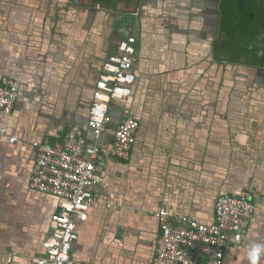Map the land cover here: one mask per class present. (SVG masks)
Returning a JSON list of instances; mask_svg holds the SVG:
<instances>
[{
  "label": "crops",
  "instance_id": "obj_1",
  "mask_svg": "<svg viewBox=\"0 0 264 264\" xmlns=\"http://www.w3.org/2000/svg\"><path fill=\"white\" fill-rule=\"evenodd\" d=\"M236 1L0 0V77L21 84L11 116L0 111V132L8 123L19 138L0 133V264H38L59 199L30 189L33 142L63 144L87 120L102 58L125 32L138 44L136 82L112 120L131 115L136 140L129 159L98 165V203L77 220L68 264H150L156 210L209 224L222 195L247 189L257 209L224 264H264V0ZM238 35L245 53L221 61ZM113 139L107 130L97 143L110 151Z\"/></svg>",
  "mask_w": 264,
  "mask_h": 264
},
{
  "label": "built area",
  "instance_id": "obj_2",
  "mask_svg": "<svg viewBox=\"0 0 264 264\" xmlns=\"http://www.w3.org/2000/svg\"><path fill=\"white\" fill-rule=\"evenodd\" d=\"M136 38L128 36L110 55L95 86L87 127L71 124L63 144H51L45 139L38 146L30 188L56 196L58 209L53 215L55 230L43 242V254L38 264H66L73 244L78 239L77 220L88 219L89 210L96 204L91 186L100 181L96 166L106 159L98 145L107 131L110 108L115 100L126 99L136 80L134 59ZM20 83L9 76L0 77V111L9 116L18 99ZM139 122L126 117L119 123L109 155L129 159L136 140ZM95 138L87 143L85 130ZM6 128L1 129V134ZM16 137H12L14 142ZM255 202L247 191L222 195L216 202V219L212 224L188 216H172L167 208L154 212L161 234L157 240L151 264H223L225 249L231 237L244 243V234L255 213Z\"/></svg>",
  "mask_w": 264,
  "mask_h": 264
},
{
  "label": "water",
  "instance_id": "obj_3",
  "mask_svg": "<svg viewBox=\"0 0 264 264\" xmlns=\"http://www.w3.org/2000/svg\"><path fill=\"white\" fill-rule=\"evenodd\" d=\"M243 1L244 0H238V2L240 3V5H242L243 4ZM122 16V15H121ZM125 16V15H124ZM128 16H131L132 18L134 17V15H129L128 14ZM130 18V17H129ZM130 22H131V19H130ZM130 22H128V24H130ZM125 34H126V37H124V38H121V39H119L118 41H117V43H116V46H115V49H114V51H112V52H110L108 55H106V56H104L103 58H102V62H101V64H100V66H99V68H98V70H97V74H96V78H95V80H94V88H93V92H92V99H91V102H90V105H89V109H88V113H90V109H91V105H92V102H93V97H94V93H95V86H96V83L98 82V80H99V77H100V74H101V72H102V69H103V64L105 63V61L107 60V58L110 56V55H112V54H114V53H116L117 51H118V46L120 45V43L123 41V40H125L128 36H129V34L127 33V32H125ZM135 37V36H134ZM135 45H138V44H136L135 43ZM4 75H6V76H9V77H11V78H13V79H16V80H18V78H16L15 76H12V75H10V74H4ZM19 81V80H18ZM135 82H136V80H135ZM19 83H20V81H19ZM20 95H21V84H20V87H19V94H18V99L20 98ZM130 97V96H129ZM18 99H17V101H18ZM16 101V102H17ZM117 101H119V100H115L114 101V103H112L113 104V107H114V105L117 103ZM113 107H112V105H111V108H110V122H109V124H108V129L107 130H112L113 131V138H114V135H115V132H116V129H117V127H118V125H119V123H120V120L117 122V123H114L113 122V120H112V115H113ZM9 116H11V115H9ZM131 115H129V114H127L126 115V117H130ZM6 117H8V116H5V118ZM10 118V117H9ZM88 119H89V114H88V116H87V120L84 122V123H72V124H77V125H81V126H84V127H86V128H88L87 127V123H88ZM4 127L6 128V132L4 133V134H2V136H5V137H7L8 139H9V141H11V138L12 137H16V142L19 140V138H18V136H16V135H12L11 133H10V131H9V126H8V123H6L5 125H4ZM89 135H92V133H90L89 132V130L88 129H86L85 130V136L87 137V143L89 144V145H92V143H89L88 142V136ZM93 136V135H92ZM102 137V136H101ZM100 137V138H101ZM93 138H94V136H93ZM99 138V139H100ZM95 139V138H94ZM44 141V138H42L41 140H36V141H34L33 142V144H34V147L36 148V150L38 151V146L37 145H35V143H38V144H41L42 142ZM111 146H112V144H111ZM105 153H106V159L108 158V157H110V155H109V150H107V151H105ZM36 156H37V152H36ZM105 159V160H106ZM34 164H35V162H34ZM99 164H101V163H99ZM99 164H97V166H96V172L97 173H99V171H98V165ZM32 170H33V167H32V169H31V172H30V178H31V175H32ZM99 175H100V177H101V179H100V181L98 182V183H96V184H93L92 186H91V191L93 192V188H94V186H96V185H98V184H101L102 182H103V180H104V178L102 177V175L99 173ZM31 190H34V189H32V188H30ZM34 191H37V190H34ZM243 191H247V192H249L250 193V195H251V198L253 199V201L255 202V200H254V198H253V194H252V192H251V190H241L240 192H237V193H232V194H240L241 192H243ZM37 192H39V191H37ZM41 194H46V193H43V192H40ZM46 195H50V194H46ZM94 195V194H93ZM227 195H230V194H227ZM94 198H95V201H96V204L98 203V199L96 198V196L94 195ZM95 204V205H96ZM255 205H256V208H255V211H256V209H257V203L255 202ZM163 208V207H162ZM162 208H160V209H162ZM160 209H158V210H160ZM157 211V210H156ZM169 212H170V214H172L171 213V211L169 210ZM188 217H190V216H188ZM190 218H192L193 220H196V219H194L193 217H190ZM215 219H216V216L214 217V220H213V222L215 221ZM200 222V221H199ZM213 222H211V223H209V224H212ZM54 225H53V229H52V232H51V234L54 232V230H55V222L53 223ZM161 229H160V234H161ZM50 234V235H51ZM245 235V234H244ZM158 240V239H157ZM231 243H234V244H238V245H240L241 243H237V242H235L234 241V239H233V237H231L230 238V240H229V242H228V245H227V247H226V249H225V256H224V259H223V264H224V262L226 261V253H227V251H228V249H229V246L231 245ZM156 247H157V244H156ZM154 258V257H153ZM37 263H38V260H37ZM66 264H68V263H66ZM151 264V263H150Z\"/></svg>",
  "mask_w": 264,
  "mask_h": 264
},
{
  "label": "flooded vegetation",
  "instance_id": "obj_4",
  "mask_svg": "<svg viewBox=\"0 0 264 264\" xmlns=\"http://www.w3.org/2000/svg\"><path fill=\"white\" fill-rule=\"evenodd\" d=\"M236 5L240 6V8L242 9L241 5L239 2L236 1ZM129 15H134L133 13H128ZM128 14H125V16H123V18L125 19V21L128 23L130 22V19L131 21L134 20V17L132 18L131 16H128ZM130 17V18H129ZM239 29H242L243 30V27H239ZM236 37V38H235ZM249 39L248 36H244V35H238V36H232L229 40H226L224 42V46L226 47L225 48V51H223V55H222V59L221 61L223 62H228L230 61L228 56H232L234 52H240V51H244L245 53V49H246V44H245V41ZM252 49H258L260 47V42L259 40L254 42V43H251L249 44ZM241 49V50H240Z\"/></svg>",
  "mask_w": 264,
  "mask_h": 264
},
{
  "label": "rangeland",
  "instance_id": "obj_5",
  "mask_svg": "<svg viewBox=\"0 0 264 264\" xmlns=\"http://www.w3.org/2000/svg\"><path fill=\"white\" fill-rule=\"evenodd\" d=\"M244 24H245V21H243V22H242V24H241V27H243V26H244Z\"/></svg>",
  "mask_w": 264,
  "mask_h": 264
}]
</instances>
